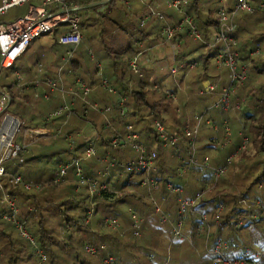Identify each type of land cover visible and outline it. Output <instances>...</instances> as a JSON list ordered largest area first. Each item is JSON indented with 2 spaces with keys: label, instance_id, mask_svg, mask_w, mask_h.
<instances>
[{
  "label": "trees",
  "instance_id": "16d2710c",
  "mask_svg": "<svg viewBox=\"0 0 264 264\" xmlns=\"http://www.w3.org/2000/svg\"><path fill=\"white\" fill-rule=\"evenodd\" d=\"M138 1L143 5L139 12H133L129 7L131 4L129 2L132 0H115L112 5L106 4L105 13L97 12V7L100 6L90 8L77 1L78 5L85 6L79 12L82 34L79 48L91 40L92 25L100 26L99 37L103 41L106 64H97L90 69L83 64L84 61H72L71 69L63 79V85L53 86L54 91L48 89V86H45V89L54 98L53 92L59 94L61 88L65 91L77 90V83L83 82L91 89L89 101L96 102L100 108L112 107V112L107 117L95 111L86 114L85 105L76 98L79 105L70 116L74 119L73 123L67 125L70 121L68 120L65 124L64 134L67 136L59 135L58 137H62L59 144L66 147V150L58 153L56 167L50 165L47 168L51 172L47 181L41 179V175L47 174L45 169L39 170L37 166H30L32 162L44 163V155H37L34 158L31 155V159L27 160L24 154L28 150L26 149L18 159L14 160L20 159L19 164L12 165L14 161L10 162V170L14 174L24 171V177L18 176L21 177L23 184L30 185L31 189L27 190L24 185L11 183L13 179L11 177L5 185L2 183V189L0 188L2 196L0 264L40 263L35 247L19 235L12 223L3 219L8 212L3 203L4 192L16 200L20 219L26 222L38 247L42 248L47 255L48 264H102L105 255L109 253L116 258L117 264H209L210 251L213 250L217 240H222L230 246V249L225 250L226 257L240 258L249 251L252 255L262 254L257 264H264V61L260 58L251 59L248 55L250 46H259L262 42L264 43V34L258 37L253 36L249 32L253 24L247 27L242 22L244 18H251L255 14H261L264 21V8H260L261 0H251L253 12L241 13L235 19L234 36L239 42L241 63L248 67V79L238 89L237 97L241 99V102L243 101L242 109L234 115L224 114L223 111L213 107L218 100L217 94L199 95L204 80L214 81L220 75L215 63V50L210 45L213 42V31L218 25L217 12L221 1L187 0L185 14L181 15L175 11L174 14L164 15L163 20L152 16L153 8L148 9L143 0ZM230 1L228 5L232 7L229 4ZM89 14L92 16L90 17ZM184 15L193 19L203 42H197L191 38L188 30L178 33L175 38L174 43L183 41L175 61L187 66L192 62H198L195 69L188 70L190 77L187 88L189 104L192 105L187 104V111H180L176 106L178 101L175 102L169 98L166 90L157 80L151 79L152 76L144 72V78L140 79L131 69L130 62L146 50L165 42L162 29L158 30L157 23L161 25V22L162 28L175 26ZM241 15L243 17L239 18ZM135 17H138L140 21L139 28L117 31V26L127 23L131 25ZM147 17L154 18L144 23ZM106 36L112 45L104 42ZM36 59L35 52L31 53L24 65L25 68L20 70L28 82L35 81L33 70L38 61ZM14 78V72L4 75L0 80V92L6 91L11 96L10 106L11 109L13 108L11 115L22 120L26 129H53L55 121L68 119L64 113L46 122L48 115L42 113L43 108L39 100L32 104L35 95H41V93L34 91L36 87L33 84L31 86L33 93L24 94L22 89L17 88ZM103 80H106L116 91L115 94L108 93L101 87ZM124 98H126V113L122 116L119 104ZM60 105L61 101L53 99L51 105L47 106L46 112L54 114L60 110ZM214 111L218 130L213 131L210 128L214 134L210 141L202 143L203 140H198L195 158L199 161V165L191 166V173L188 175H191V178L181 177L180 168L192 156L189 140L184 138L187 118L192 119L196 113H200V115L205 114L207 121ZM106 118L111 123L110 127L106 126ZM35 119L39 122L33 126ZM224 121H228L231 137L226 136L227 127ZM89 122L94 123L98 132L97 158L90 160L85 157L90 140L86 141V137H83L81 132V128L89 125ZM156 122H160L170 135L180 138L177 147L162 148L155 129ZM203 125L202 132L207 127L206 122ZM127 126H132L133 131L139 135L140 142L145 144L150 152L156 151L159 154L157 164L160 169L158 177L160 190L168 199L165 209L171 213L173 222L177 220L179 197L193 198L197 192L203 190L206 183L213 182V169L224 166L228 158L237 154L229 167L230 172L219 179L217 188L204 196L188 213L184 228L185 239L174 240L171 226L162 224L160 219L154 218L155 209L148 200L147 191L141 187L142 173L128 175L117 182L115 185L119 191L118 194H92L88 187L76 191V182L72 175L61 186L56 184L59 174L58 166L62 163L80 161L85 173L93 177L92 171L96 167H101L97 162L99 158L107 155L111 159L131 158L130 147L114 149L111 146L116 130L126 132ZM232 130L236 137L234 135L232 137ZM70 134L74 136L71 149L67 146ZM231 138V143L228 144ZM244 139L248 140L249 146L238 152ZM225 143L228 145L226 144L223 148ZM214 149L225 151V153L222 156L216 153L212 155ZM132 158L136 156L132 155ZM209 164L214 166L211 167ZM6 171L7 173L9 171L7 166ZM31 178H35L36 181H31ZM187 179L189 180L186 181ZM167 184L182 187L184 192L180 196H169L166 190ZM219 205H223L224 210L217 218ZM129 209L135 210L144 219L140 238H137L131 229L132 217ZM202 216L208 218V223L199 237L197 228L202 224ZM88 217L90 221L87 223ZM106 218L119 219L122 229L119 232L107 229L104 224ZM192 244L198 248L199 252L192 249ZM103 245L107 246L106 252L100 250ZM88 246L98 249L95 256L87 252Z\"/></svg>",
  "mask_w": 264,
  "mask_h": 264
},
{
  "label": "built area",
  "instance_id": "2783aa9c",
  "mask_svg": "<svg viewBox=\"0 0 264 264\" xmlns=\"http://www.w3.org/2000/svg\"><path fill=\"white\" fill-rule=\"evenodd\" d=\"M34 0H5L0 8V15L5 14L12 8L28 6L27 13L11 23L0 24V72L2 70L11 69L14 64L27 52L30 45L35 41H38L42 47L51 48L55 44H60L67 48V56L70 59L75 51L79 48L82 41V34L80 31V16L84 8L78 7L67 0H42L41 4L33 5ZM167 6L170 9L177 11L179 14H185V8L188 6L187 0H166ZM221 5L217 12L218 25L213 31V42L210 45L215 50V63L219 71H228V83L225 86H220L221 80L217 81H205L202 83V88L199 91V95H218V100L213 106L221 111L228 113L230 111H240L242 108V102L237 101V92L248 79V67L241 63V55L239 51V42L234 36L235 31V19L241 13H252L253 6L251 0H236L232 7H229V0H220ZM114 4L115 0H107L106 4ZM260 8H264V0H261ZM152 16L164 19V14L157 11H151ZM147 20L144 21V23ZM143 23V24H144ZM188 33L195 41L203 42L202 36L197 30V27L193 19L184 15L182 20L175 26H165L162 29V35L165 37V43L172 44L178 33ZM182 45L181 41L177 42V50ZM261 55V50L257 49L250 54V58L258 57ZM176 56V55H175ZM139 56L135 57L130 62V67L134 74L140 79L144 78V73L139 66ZM175 58V57H174ZM198 66V62H192L189 66L184 63H175L170 69V76L174 78L175 86L180 91L182 90L181 84L178 81V76L182 72L193 70ZM50 77L44 78L42 72L38 80L39 84L48 82L50 83ZM18 84H22V78L18 77ZM77 90L65 91L61 88V93L64 97L72 95L74 98H78L85 105V113L95 111L101 114L103 117H107L112 112V107L100 108L97 103L89 101L88 97L91 93V89L83 82L77 83ZM101 87L108 93L115 94L116 91L109 85L106 80H103ZM168 97L172 98L175 102L178 101L175 94L168 93ZM236 100V101H235ZM11 96L6 92H0V188L2 189V181L6 177V165L16 159L19 155L26 151L28 148L25 145L15 144V139L19 133L22 122L19 118L11 115L8 111L11 105ZM126 98L122 99L119 104L120 113L125 116ZM235 101V102H233ZM74 111L73 104H65L59 111L52 114L47 121L52 118L58 117L62 114H66L69 119ZM205 114H196L192 119L186 122L184 129V138L189 140L192 147V156L187 163L180 168V176L183 177L191 172L192 165H198V160L195 158L196 145L195 140L200 133L201 127L205 122ZM106 126L110 127L111 123L106 118ZM208 125H212L211 121L206 122ZM227 137L231 136V131L228 124ZM155 129L159 135V140L164 149L175 148L179 144L180 138L178 136L170 135L165 127L160 123H155ZM57 135L60 132H56ZM68 140H72V136L68 137ZM97 135L94 139L90 140L89 146L85 151L86 159L97 158L96 150ZM226 144L223 146L225 147ZM248 140L244 139V146L247 147ZM111 146L114 149L130 147L137 153V158L127 162H120L118 160L111 159L109 156L104 157L101 162L103 163V169L99 175L102 179L95 180L85 175L82 164L80 161H74L71 163L63 164L59 166V174L56 179V184L61 186L69 177V172L74 171V180L76 182V191L82 190L84 187H88L92 194L104 195L106 193L118 194V192L112 190V171L118 170L120 177L124 175L143 174V180L141 187L148 193V199L155 209V215L161 218L163 224L171 226L174 240H183L184 228L186 225L188 213L194 208L198 202L213 189V186L230 170L233 158L227 159V163L219 168L213 169V182L212 186L206 183L203 190L198 192L191 199H183L179 197V210L177 213V220L173 222L172 216L164 209L167 197H163L159 202L154 193L160 190V182L156 177L159 173L157 167L158 153L156 151L150 152L148 147L140 142L139 135L133 131L132 126L126 127V132H115V135L111 141ZM235 156V155H234ZM11 183L15 185H24L25 189L30 190L31 186L23 184L20 177H15L11 180ZM166 190L169 196H180L184 189L179 186L167 184ZM4 192V191H3ZM3 203L6 205L8 212L4 215L3 219L14 225L19 235L35 247L36 256L38 257L39 264H48V258L43 249L39 248L33 235L30 233L26 222L20 219L19 208L15 199L10 198L4 192ZM224 210L223 205H219L217 210V218H219L221 212ZM129 214L132 217V230L137 238L141 237L142 225L144 219L141 218L138 213L129 209ZM92 214V213H91ZM90 214V215H91ZM90 221V217L87 219V223ZM208 223V218L202 216V224L197 228V236H201L205 231ZM105 227L111 231L119 232L121 230V222L117 218H106L104 220ZM230 249L226 243L222 240H217L214 244L213 250L210 251L211 261L209 264H257L262 258V254L252 255L249 251L244 253V256L240 258H229L225 256V250ZM87 252L95 256L98 249L93 246L86 248ZM101 251H107V246L103 245L100 248ZM261 255V256H260ZM102 264H117V260L110 253L106 254Z\"/></svg>",
  "mask_w": 264,
  "mask_h": 264
},
{
  "label": "crops",
  "instance_id": "0c3cea01",
  "mask_svg": "<svg viewBox=\"0 0 264 264\" xmlns=\"http://www.w3.org/2000/svg\"><path fill=\"white\" fill-rule=\"evenodd\" d=\"M3 1L4 0H0V8L3 5ZM67 1L70 2V3H72V4H74V5H76V6H78V7L85 8V6H80V5L77 4V1L78 0H76V1L75 0H67ZM101 1L102 2H105V4L107 2V0H101ZM41 2H42V0H34L32 2V4L33 5H39V4H41ZM235 2H236V0H231L230 3H229L230 6H233L235 4ZM129 3H131L129 5V7L131 8V10L133 12H139V11L142 10L143 5L141 4L140 1H138V0H132V2H129ZM143 3H145V5H147L148 9H150V7H151V8H153V10L155 9V10H157L159 12H161L163 6H166L167 7V1L166 0H143ZM27 11H28V6H26L25 11L21 15H19L18 17H16V18L18 19V18L23 17L27 13ZM177 16H179V15H177ZM14 21H12V22H14ZM8 23H11V22H8ZM1 24H6V23H1ZM181 42L183 43V41H181ZM31 45H30L28 51L30 50ZM178 50H177V43L167 44V43L164 42L162 44H159V45L155 46L154 48H151V49L146 50L139 57V62L138 63H139V66L142 68L143 72L145 74H147L148 76H152L151 79H154L155 81L157 80V82L161 86L164 87V89L166 90L167 94L168 93L175 94L174 91L177 89L176 86H175L174 78L172 76H170V69L173 67V65L175 63H177L175 61V58L174 57L178 53ZM28 51H27V53H28ZM25 63L20 64V66L22 65V67L19 66V68L21 70H23L25 68V66H24ZM53 64L56 65V64H58V62H53ZM49 65H50V61L45 62L44 66H42V62L41 61H39V62L37 61L36 62L35 67H39V69L36 72H35V69L33 70L34 71L33 77L35 79L34 82H37L38 83V80L40 78V73L41 72H42V76H44V78L45 77L46 78H49L50 77V73L49 72L50 71H54V69L51 68V67L49 68ZM30 66H31V64H30ZM44 69L46 71H44ZM189 73L190 72H188V71L182 72L178 76V78H177L178 81H179V83L181 84L182 89L184 90V91L176 90V94H175L177 96V99H178V102L176 103V106H177V108H179L178 110H180V111H183V110L184 111H187L186 110L187 109V104H189V101H190V99H189V93H188V88H187V83H188V80H189V77H190ZM14 74H15V78L14 79H15L17 88L22 89L23 92H24V94H26V95L33 93V90H31V86L33 84H35V83H33L32 81H29V82L26 81L24 79L25 76H23V74L20 73L19 71H15ZM219 74L220 75H219L218 79H216L214 81H217L219 79L221 80L222 77H225V78H223V80H221V83H220V86H225L228 83V78L225 76L224 72L219 71ZM18 77H21L22 78V84H18ZM61 79H62V80H60V81H62L61 82V85H63V78H61ZM50 81H51V78H50ZM205 81H210V80H204L203 82H205ZM47 83L48 82H45L44 84L42 83L44 86L41 85V84H35L34 85L36 87V89H34V91L37 92V93L40 92L41 95H37L36 94L35 95V98H33L34 101L32 100V104L33 103H36L37 100H39L41 107L44 109V108H47V106L51 105V102L53 101V99H56V101H58V102L61 101V105H60L61 107L65 104V102H67L68 104H73L74 109L77 107V105H79L78 102H76V98H74L72 95H68V96L64 97L63 94L60 93V92H59V94L53 92L54 98H53V96H50L46 92V89H45V86H48ZM51 91H53V90L51 89ZM92 103H94V102H92ZM189 105L191 106L192 104H189ZM10 108H11V106L9 107V110H10ZM52 114L53 113H50L46 117V122H48L47 120H48L49 116L52 115ZM196 114H200V113H196ZM215 115L216 114L213 113L212 114V117L211 118L209 117L207 119V121H211L212 122L211 127H214L216 130H218V123H217V119H216ZM57 119H59V118H57ZM68 120H70L69 121V124H67ZM73 120L74 119L72 117V118L67 119V120L66 119L65 120L64 119L63 120L60 119L57 122L55 121L53 123V124H55L53 129H46V130L45 129H37V130L26 129V132H27L26 133V138H27V140L28 139L30 140L29 143L27 144V147H28L27 149H29V147H32L34 145H39L41 147H44V149L45 148H53V147H56V145L59 143V140L62 139V137L61 138H58L59 135H62L64 137L67 136V135L64 134V130L66 129L65 124L70 125L71 123H73ZM207 121H206V118H205V122H207ZM22 124H24L23 121H22ZM214 128H213V131H216ZM42 131H43V134L40 133ZM56 132H60V134L57 135ZM81 132L84 135L83 137H86V141L87 140L94 139L96 135L98 136L97 129L94 127V123L92 124L91 122H89V125L87 124L84 127H82L81 128ZM69 136H72V135L70 134ZM78 137H80V136H78ZM42 140H47V142H42ZM24 142H25V140L23 139V145H25ZM67 142H68L67 143L68 144L67 146L71 149L72 146H73V142H74V136H72V140L71 141L67 140ZM19 145H21V144H19ZM64 150H66V147L60 146L59 151H64ZM128 150H130V149H128ZM129 152H130V157L131 158H128L127 160H125V159L123 160V159H120V158L117 157L115 159L118 160V161H120V162H127V161L134 160V159L137 158V153L135 154L132 149ZM28 153H29V150L26 153H24V154H28ZM40 155H42V153ZM132 155H135L136 158H132ZM107 156H109V155H107ZM102 159L103 158H101V159L99 158L97 160V162L100 163V166L101 167H96L94 169V171H92L93 173H91V174H93L92 175L93 177L88 176L85 173V170L83 169L85 175H87L88 177H90L92 179L102 181V179H101V177L99 175L100 171H102V169H103V163L101 162ZM61 165H63V163L60 164L59 166H61ZM30 166L41 167V166H43V163H40V164L32 163V164H30ZM157 167H158V170H159V173H160L159 166L157 165ZM82 168H83V165H82ZM159 173H158V175L156 177H159ZM6 174H8V173H6ZM70 175H72L74 177V171L69 172V176ZM117 175H118V178L121 179L120 178L119 171L118 170H113L112 171V180H111L112 183H113L114 178L117 177ZM8 176L9 175H6L5 179ZM126 176H128V175H126ZM211 176H212V174H211ZM15 177H20V176L16 175V176H13L11 178H15ZM188 180L189 179H187L186 181H188ZM119 181H122V179L121 180H118L117 179V182H119ZM154 196L160 202L165 195H162L161 190H159V191H157V192L154 193ZM167 202H168V199L166 201V204H167ZM166 204L164 205V209H165ZM168 213H170V212H168ZM155 217L158 218V219H160V222H161V218L159 216L156 215ZM121 229H122V226H121Z\"/></svg>",
  "mask_w": 264,
  "mask_h": 264
},
{
  "label": "rangeland",
  "instance_id": "374dc122",
  "mask_svg": "<svg viewBox=\"0 0 264 264\" xmlns=\"http://www.w3.org/2000/svg\"><path fill=\"white\" fill-rule=\"evenodd\" d=\"M82 4H86V6L88 7H96V6H100V7H97V12L99 13H105L106 11V4L105 2H102L101 0H79ZM26 9V6H21V7H16V8H12L10 9L8 12H6L5 14H1L0 15V24L1 23H8V22H12L14 21L15 19H17L16 17L19 16V13H23ZM170 9V8H169ZM166 6H163L162 8V11L161 13H163L164 15H167L169 13H175V10L171 9L169 10ZM93 14H96V13H93ZM243 15V14H242ZM240 16L239 18L243 17V16ZM89 16L91 17L92 14H89ZM134 18V16H133ZM154 17H147L145 18L146 20H148V22L153 19ZM105 22V21H104ZM139 20H138V17H135V20L133 21V23L131 25H128L129 23L125 24V25H119L117 26V31H129V30H132V29H137L139 28ZM147 22V23H148ZM243 25L245 26H249L250 24L252 25L249 29V32L253 35V36H256L258 37L259 35L261 34H264V21H263V18H262V15L261 14H255L253 16H251V18L247 17V18H244L243 19ZM160 24L162 25V23L160 22ZM98 25V24H96ZM157 23V27L159 28L158 30L160 29H163L161 26ZM91 34H92V38L90 41H88L87 43H84L79 49H77L74 53V55L68 59V56L66 54L67 52V48L65 46H62L60 44H55L54 46H52L51 48H45V47H42L41 44L38 42V41H35L34 43H32L31 45V48L30 50L28 51V53L25 55H23L16 63V65L14 66V68L12 69H9L8 71L7 70H2L0 72V80L4 77V75L6 76L7 74H12L13 72L15 71H19L20 73H22L19 69V65L20 64H23L27 61V58L30 56L31 53H34L35 52V58L36 61L38 60L42 62V66H44L45 62H48L50 61V65H49V68H53L54 71H50V78H51V83H47L48 85V89H52V87L54 86H61V82L60 80H62L61 78L64 79L66 73L68 71H70L71 69V63L72 61H84L83 64L87 65L90 69L93 68L95 65L97 64H106V61H105V58H104V55H103V41L102 39L99 37L100 35V26H94L92 25L91 29ZM110 35V34H109ZM104 42L108 45H112L111 41L109 38H107V36L104 38ZM129 42V41H128ZM40 44V45H39ZM257 49H260L261 50V55L258 56V57H254L255 59L256 58H260L262 59V61H264V43L262 42L259 46H250L249 49H248V55L250 57V54L252 52H255ZM34 50V51H33ZM253 58V59H254ZM252 59V58H251ZM53 62H58V64L54 65ZM30 65V63H28ZM35 69V72L39 69V67H34ZM48 70V69H47ZM44 71H46L44 69ZM225 76L228 78V71L227 70H223ZM23 74V73H22ZM223 78L225 77H222L221 80H223ZM35 84H39L37 82H34ZM34 84V85H35ZM44 84V83H43ZM41 84V85H43ZM44 86V85H43ZM54 91V89H52ZM181 91H184L183 89ZM236 101V100H235ZM233 101V102H235ZM237 101L238 102H241V99L238 97L237 98ZM31 110V108H29ZM242 109V108H241ZM9 110V109H8ZM220 110V109H219ZM217 111V110H215ZM214 111V113H215ZM9 113L10 114H13V108L9 110ZM42 113L45 115H49L50 112H46V108H44L42 110ZM224 114H237L238 111H230L228 113H225L223 112ZM216 114V113H215ZM196 115V114H195ZM51 116V115H50ZM49 116V117H50ZM34 119V118H33ZM191 119V117H190ZM189 120V118H187V121ZM22 122V121H21ZM39 122L38 119H35L33 121V126H36L37 123ZM214 122V121H213ZM226 124H228V121H224ZM215 124V123H214ZM204 126V125H203ZM203 126L201 127V130H200V133L198 134L196 140H195V145L197 144L198 140H203L202 143L204 142H208L210 141V139L212 138V136H214V134H212V130L210 128H214V127H211V125H206L207 127H205V130L202 132V129H203ZM215 129V128H214ZM229 129H230V126H229ZM216 130V129H215ZM217 131V130H216ZM43 132V131H42ZM26 128H25V125L23 124V126L21 127L19 133L17 134V137L15 139V144H21L23 145V139L25 140V146H27V144L29 143V139L27 140L26 138ZM233 135L235 136V132H233L232 130V137ZM227 136V135H226ZM231 137V136H230ZM236 137V136H235ZM227 139V138H226ZM231 140L232 138L230 139V141L228 142L231 143ZM227 144V143H225ZM227 144V145H228ZM60 146L61 144H57V147H53V148H45L44 147H41L39 145H34L32 147H29V153L28 154H25L27 156V160H30L31 159V155L32 157L34 158L35 156L37 155H40L42 153V155L45 156V162L43 163V166H41L40 168L38 167L39 170H42V169H45L47 174L45 175H41V179L42 181H47L49 178H50V174L51 172H49V170L47 169L50 165H52L53 167H56V164L55 163H58V153L60 152L59 149H60ZM244 146V141L241 145V147L238 149V152L244 150L242 149V147ZM249 146V144H248ZM163 148V147H162ZM224 148V146H223ZM164 149V148H163ZM169 149V148H168ZM27 150V151H28ZM163 152V151H162ZM197 152V151H196ZM214 153H211L212 155H220L222 156V154L225 153V151H219L218 149H214L213 150ZM134 153L136 154V152L134 151ZM25 155H23V158L25 159ZM159 156V154H158ZM237 154L235 156H231L233 158V161L234 159L236 158ZM20 160V159H19ZM19 160L17 161H14V163H11L12 165L13 164H19ZM33 163V162H32ZM30 163V164H32ZM54 163V164H53ZM71 163V162H70ZM64 164H67V163H64ZM207 164V162L205 163ZM158 165V164H157ZM198 165H199V161H198ZM196 165V166H198ZM210 165V164H209ZM9 169L8 171V174L9 175L6 179H3L4 182L2 181L3 185H5L7 183V181L9 180L8 178L9 177H13L15 175H20V176H23L25 173H23L24 171L22 172H19L17 174H14L11 170H10V163H8L6 165ZM211 166V165H210ZM214 166V165H213ZM211 166V167H213ZM216 167V166H215ZM99 169V168H98ZM72 171V170H71ZM70 171V172H71ZM230 172V170L228 171ZM191 173V172H190ZM189 173V174H190ZM188 174V175H189ZM188 175H185V176H188ZM126 175H124L123 177H120L122 180L125 179ZM24 177V176H23ZM125 177V178H124ZM184 177V176H183ZM158 178V177H157ZM187 178H191V175L188 176ZM117 179L118 180H121L118 178V175L117 177L114 178L113 180V183H112V190L116 191V192H119L118 189H117V186L115 185L117 183ZM250 180H252L250 178ZM31 181H36L35 178H31ZM218 183V182H217ZM211 184L212 186L214 185V182L212 183H209ZM217 185V184H216ZM217 186L215 187V185L213 186V189H216ZM211 190V191H212ZM210 191V192H211ZM208 192V193H210ZM198 193V192H197ZM148 195V193H147ZM208 195V194H207ZM3 199H4V196H3ZM2 200V196L0 194V202ZM0 207H1V204H0ZM223 213V211L221 212V214ZM220 214V215H221ZM220 217V216H219ZM156 218V217H154ZM153 218V219H154ZM158 219V218H157ZM159 220V219H158ZM122 226V224H121ZM192 249L195 250V252H199L198 251V248L192 244ZM172 250H174V248L172 247ZM261 256V255H260ZM261 260V259H260ZM259 260V261H260ZM258 262V261H257Z\"/></svg>",
  "mask_w": 264,
  "mask_h": 264
},
{
  "label": "bare ground",
  "instance_id": "6f19581e",
  "mask_svg": "<svg viewBox=\"0 0 264 264\" xmlns=\"http://www.w3.org/2000/svg\"><path fill=\"white\" fill-rule=\"evenodd\" d=\"M41 134H43V132H40ZM42 142H47V140H42Z\"/></svg>",
  "mask_w": 264,
  "mask_h": 264
}]
</instances>
